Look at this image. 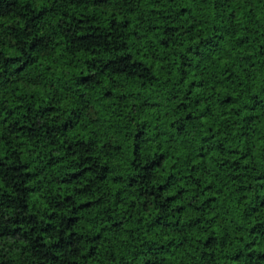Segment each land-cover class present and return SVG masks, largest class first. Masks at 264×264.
<instances>
[{
  "label": "trees",
  "instance_id": "1",
  "mask_svg": "<svg viewBox=\"0 0 264 264\" xmlns=\"http://www.w3.org/2000/svg\"><path fill=\"white\" fill-rule=\"evenodd\" d=\"M0 264H264V0H0Z\"/></svg>",
  "mask_w": 264,
  "mask_h": 264
}]
</instances>
